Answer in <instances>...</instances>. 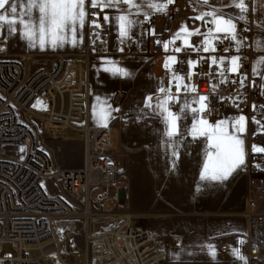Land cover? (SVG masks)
I'll list each match as a JSON object with an SVG mask.
<instances>
[{"label": "built area", "instance_id": "1", "mask_svg": "<svg viewBox=\"0 0 264 264\" xmlns=\"http://www.w3.org/2000/svg\"><path fill=\"white\" fill-rule=\"evenodd\" d=\"M247 6L248 12L243 13L246 18L237 26V38L241 41L239 51L235 41L222 39L213 42L214 52H197L191 47L184 53L196 62L195 67L190 68L186 60L170 64L169 81L173 73H177L195 88L194 92L178 94V101L169 105L173 112L179 111L182 101L191 102L206 96L209 110L200 114L204 119L215 120L222 112L229 111L257 121L261 128L264 126L261 81L253 73V50L247 41L254 32L252 0H247ZM87 13L83 51L75 56L59 52L51 67L31 71L27 66L29 55L13 58L6 48H0V264H43L51 256L60 264H153L160 256L156 238L142 230L129 215L114 213L106 207L107 202L119 207L122 200L112 129L90 128L86 122L90 57L135 55L141 46L135 40L112 36L109 22L105 20V8H93L89 4ZM178 13L177 0H172L168 3V20L176 19ZM94 22L100 26L94 27ZM155 25L156 16L150 13L142 15L137 22L147 50L152 48L153 54H159L168 42V33L155 35ZM173 45L183 46L182 41ZM195 47H202L201 43ZM213 56L226 58L223 65L226 82H221L225 77L219 75L220 67L211 64L209 58ZM231 57L240 58L237 72L228 71ZM241 80H244L243 86ZM168 87L175 95L174 82ZM40 97L49 111L35 114L31 106ZM34 118L44 124L59 122L80 130L84 146L80 169H59L53 165L50 154L37 145L31 130ZM181 130L189 132L187 121L181 124ZM245 137L264 146V133ZM20 142L25 143L21 159L4 155L6 145ZM244 174L247 179L244 217L248 229V264H264V212L256 211L257 202L264 198V152L248 150ZM46 179L57 183V192L50 193L44 188ZM110 187L114 189L112 197L108 196ZM93 192H97L95 196ZM76 220H80L83 227L80 252L75 251L73 236L58 232L54 227L56 222ZM5 244H10L17 255H3ZM78 255H82L81 262L68 263V258Z\"/></svg>", "mask_w": 264, "mask_h": 264}, {"label": "crops", "instance_id": "2", "mask_svg": "<svg viewBox=\"0 0 264 264\" xmlns=\"http://www.w3.org/2000/svg\"><path fill=\"white\" fill-rule=\"evenodd\" d=\"M87 7L88 5L85 7L86 12ZM125 7L126 5L120 6ZM114 9L116 8L105 7L112 36L123 40H135L140 43L141 49L135 55L120 58L90 57L87 63L86 106V122L90 128L112 129L111 140L116 153V167L121 174L120 184L124 189L121 207L114 208L134 216L166 218V221L163 220L159 225L168 227V231L167 234L158 235L163 239L162 251L153 264H248V229L244 217L247 206V179L244 171L247 152L257 144L245 136L264 131H261L257 121H249L245 116L229 111L222 112L218 119H206L214 125L225 118L232 121L240 116L245 117V131L240 133L245 146V164L223 181L201 180L200 173L205 160L207 139L206 137L194 139L181 130L184 121H187L191 128L193 123L191 113L181 114V119L177 121L178 135L166 143L167 138L162 136L164 125L161 118L152 109L145 107L147 96H152V104L155 105L162 98L157 89L168 88L169 77L164 66L166 59L174 56L177 62L192 61L184 56L191 47L182 46L181 52H175L174 49L180 46L172 43L168 45L167 51L164 47L159 54H153L152 48L147 50L145 37L137 28L138 19L147 13L141 14L136 20L137 37H121L119 30L115 29L114 17L110 20V13L114 12ZM215 10L230 16L238 26L240 21L238 17L241 13L232 4ZM252 12L254 32L247 41L253 50L252 70L254 73L256 69L258 73L254 74L261 81L260 93L264 98V63H259L264 60V47H257V42L264 45V0H252ZM189 24V30L196 29L195 19L191 18ZM85 26L86 17L83 28H79L77 32L75 45L69 35L62 46L51 45L46 48L41 53L45 58L38 61L50 64L51 67L55 54L59 52L70 56L79 54L86 44ZM200 31L206 32L207 28L203 25ZM139 35L143 36L142 41ZM3 36L4 32L0 30V44ZM202 39L203 37L199 35L190 37L194 47L200 44ZM222 39L230 40L223 37ZM170 40L172 38L168 33V41ZM176 41H182L184 45L183 38ZM1 47L6 48L4 45H0ZM8 55L13 58L23 56L9 52ZM172 63L176 62L169 61V64ZM116 69H124L130 75H119ZM185 102H181L179 111L175 113H180ZM31 111L38 114L49 111V108L40 97L31 106ZM109 112L111 118H108ZM54 123L62 124L59 122L52 124ZM104 123L107 126H102ZM70 127V130L80 132L79 129ZM168 143L173 147H168ZM173 148L177 152L176 156L173 155ZM256 211L264 212V198L257 202ZM54 227L62 228L61 223L54 224ZM209 245L214 246V258L209 252ZM233 249H238L244 259L237 258ZM45 262L53 264L49 257L43 264Z\"/></svg>", "mask_w": 264, "mask_h": 264}, {"label": "snow or ice", "instance_id": "3", "mask_svg": "<svg viewBox=\"0 0 264 264\" xmlns=\"http://www.w3.org/2000/svg\"><path fill=\"white\" fill-rule=\"evenodd\" d=\"M85 2L86 0H0V30L6 28L10 35L20 32L22 38H26L29 41L30 46H35L37 41L41 47L46 42L51 43L53 47L58 45L62 46L68 40L69 35H71V42L75 45L78 27L80 29L83 28L85 17L88 14L85 10ZM167 2L171 3L172 0H167ZM203 2L207 3V0H203ZM142 3H144V0H91V6L93 8L100 7L101 10L105 7L116 8L122 13L114 17L118 23L121 37L128 36V30L134 23L129 19L131 10L138 9ZM121 4L127 7L121 9ZM146 6L156 11H165L167 8L166 3L160 4L154 2V0H147ZM232 6L239 9L241 13L238 19L244 20L246 17L243 13H247L249 10L247 0H232ZM193 19L201 20L204 27L207 28V31L202 33L200 29L189 30L186 25H182L173 39L165 42L164 47L166 51L169 44L175 43L176 40L183 38V47H192L197 52L201 50L204 52H214L216 48L213 42L221 41L222 37L235 41L237 51H239L241 41L237 40V24L230 16H225L220 10H212L196 16ZM105 20H108L107 15L105 16ZM93 26L99 27L100 25L94 22ZM196 35L203 37L200 42L202 47H194L190 41V37ZM183 47H176L174 51L181 52ZM257 47H264V45L257 42ZM209 59L212 65L220 67L219 75L225 77L223 65L226 58L217 59L213 56ZM239 59V57L230 58L229 72H237L239 70ZM169 61H177L174 56L166 59L164 66L170 70ZM188 63L190 68L195 67L196 62L189 61ZM259 63H264V60L259 61ZM115 71L122 76L130 75L124 69H116ZM254 73H256V69H254ZM188 75L190 78L191 72ZM226 80L227 77L221 82H226ZM184 81L185 77L173 73L169 83L173 84L174 82L176 94H172L171 87H160L157 91L162 94V98L159 99L158 103L153 105L152 96H147L145 98V107L152 109L161 118V122L164 125L162 136L167 138L166 143L178 135L179 128L177 121L181 119V114L191 113L193 123L188 135H191L194 139L198 137H206L207 139V149L200 179L223 181L232 172L245 164L244 140L240 135V133L245 131V117L240 116L234 118L232 121L225 118L217 121L214 125L210 124L208 120L200 115L209 110L206 104V96H199L191 102L186 101L181 107L179 114L173 112L169 105L178 101V94L181 91H195L194 87L189 86ZM243 84L244 80H241V85L243 86ZM193 105L197 106L194 107ZM108 118H111L110 112ZM102 126L107 125L104 123ZM261 131H264V126H262ZM168 147H173V145L168 143ZM252 151L254 153L264 152V146L254 144ZM173 155H177L174 148ZM256 166L261 167L260 165ZM240 242L243 243V241ZM209 252L214 258V246L209 245ZM233 252L237 258L244 259L238 249H233Z\"/></svg>", "mask_w": 264, "mask_h": 264}, {"label": "rangeland", "instance_id": "4", "mask_svg": "<svg viewBox=\"0 0 264 264\" xmlns=\"http://www.w3.org/2000/svg\"><path fill=\"white\" fill-rule=\"evenodd\" d=\"M154 2L160 4H167V8L165 11H156L152 8L147 7V0H144V3L138 9H132L131 14L129 15V19H131L134 23L132 27L128 30V36L137 37L136 30V20L143 13H153L156 16V25L154 28V34L159 35L163 32H167L170 34V37L173 39L174 35L181 28L182 25H186L188 29H190V21L191 18L199 16L203 13L210 12L219 7H225L232 4V0H207V3H204L203 0H177L179 6V13L176 19L173 21H169L167 17L168 10V2L167 0H154ZM91 4V0H86L85 7ZM127 7V6H126ZM125 7V8H126ZM121 8V9H125ZM122 14L119 10L114 9L110 13V20L113 17ZM197 22L196 29H200L203 26V22L201 20L195 19ZM115 29L118 31V23L115 20ZM79 30V27H78ZM4 36L1 40L0 45L6 46L9 53L15 54H23L29 55L30 59L28 62L29 69H39L42 67H49L50 64L40 63L38 60L42 57L41 53L45 51L46 48L51 46V43L46 42L43 47L40 46L37 41L35 46H30L29 41L26 38H22L20 32L15 34H9L7 29H3ZM78 32V31H77ZM139 39L142 41L143 36L139 35ZM153 40V39H152ZM82 52V51H81ZM80 52V53H81ZM41 101V100H40ZM20 119L23 121V117ZM33 126L31 130L35 135L37 145L48 152L52 158L53 165L58 167L59 169H67V170H77L80 169L83 162V141L81 133H77L75 131L70 130L68 127L62 124H49L42 123L40 120L34 118L32 120ZM70 127V126H69ZM23 149V150H22ZM3 153L5 156L21 159L25 153V143L20 142L17 144H8L3 148ZM121 179V177H120ZM121 183V180L118 182ZM44 188L50 193L57 192V183L53 179H46L43 181ZM121 186V184H120ZM122 187V186H121ZM124 189L122 188V192ZM97 192H93V196H95ZM114 194V189L111 187L108 189V196L112 197ZM106 207L113 210L112 212L117 214H122L126 216L132 217L134 221L138 222V226L145 230L150 234V236L156 238L159 242L157 252L162 251V241L158 235L167 234L168 227L159 225L161 222L166 221V218H152L147 216H134L129 214L128 212L115 209L114 206L107 202ZM121 207V205L119 206ZM118 208V207H117ZM56 223H61L62 228L57 229L58 232H63L73 236L75 244H76V252H80L83 246L82 239V222L80 220L76 221H60ZM54 223V224H56ZM150 223V225H148ZM112 227L108 226L107 228ZM163 233V234H162ZM3 255H17V251L10 245L5 244L2 247ZM158 253H156L157 255ZM69 262H81L82 255H78L76 258H68ZM50 260L53 264H60L58 259L55 257H50Z\"/></svg>", "mask_w": 264, "mask_h": 264}, {"label": "bare ground", "instance_id": "5", "mask_svg": "<svg viewBox=\"0 0 264 264\" xmlns=\"http://www.w3.org/2000/svg\"><path fill=\"white\" fill-rule=\"evenodd\" d=\"M52 123H53V122H52ZM64 126L68 127L69 129L71 128V127H69L68 125H65V124H64ZM81 136H82V133H81Z\"/></svg>", "mask_w": 264, "mask_h": 264}]
</instances>
